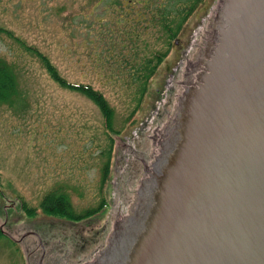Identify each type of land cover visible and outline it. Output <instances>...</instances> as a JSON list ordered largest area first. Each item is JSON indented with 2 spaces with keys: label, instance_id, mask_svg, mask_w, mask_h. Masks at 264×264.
<instances>
[{
  "label": "rangeland",
  "instance_id": "rangeland-1",
  "mask_svg": "<svg viewBox=\"0 0 264 264\" xmlns=\"http://www.w3.org/2000/svg\"><path fill=\"white\" fill-rule=\"evenodd\" d=\"M195 1L200 9L191 29L172 45L174 62L162 63L131 125L133 120H125L137 103V85L126 74L112 77L121 68L109 51L127 44L132 28L143 39L140 56L166 50L152 6L169 5L168 0H0V59L16 77L14 93L0 101V264L38 263L41 252L31 253L30 247L37 244L17 239L30 230L54 237L53 256L61 263L86 264L106 248L120 220L133 215L144 176L140 158L151 163L166 113L178 111L184 61L196 59L197 47L205 45L196 25H209L206 16L218 0ZM135 44L139 49V40ZM41 56L61 79L104 95L116 114L113 131L105 130L98 107L81 89L73 92L49 77ZM104 172L106 185L99 192ZM54 191L69 194L78 212L104 206L73 224L40 208ZM49 260L46 255L44 262Z\"/></svg>",
  "mask_w": 264,
  "mask_h": 264
},
{
  "label": "water",
  "instance_id": "water-1",
  "mask_svg": "<svg viewBox=\"0 0 264 264\" xmlns=\"http://www.w3.org/2000/svg\"><path fill=\"white\" fill-rule=\"evenodd\" d=\"M222 1L133 215L86 264H264V0Z\"/></svg>",
  "mask_w": 264,
  "mask_h": 264
},
{
  "label": "flooded vegetation",
  "instance_id": "flooded-vegetation-1",
  "mask_svg": "<svg viewBox=\"0 0 264 264\" xmlns=\"http://www.w3.org/2000/svg\"><path fill=\"white\" fill-rule=\"evenodd\" d=\"M166 1V0H165ZM223 1L222 0H218L214 9L209 13V16L207 15V23L209 24L207 27H203L201 26L200 23H197L196 28L198 29L197 33L198 35H204V36H208L210 31H211V27L214 21V17L218 12V8L221 6V3ZM165 3V2H164ZM162 3L159 7H153L152 9H154V12L152 14L153 16V20L156 23V28H160L161 33L159 36H165V35H171V34H178L179 36L183 35L184 32H186L187 30L191 29V24L194 23V19H195V14L198 12V10L200 8H196L193 11H191L189 13V11L191 10V6H192V0H168L167 3H170L169 5H166ZM189 13V14H188ZM143 20H146V18H144ZM121 22V21H119ZM165 25H168V27H165ZM147 27V26H144ZM148 28V27H147ZM208 29V30H207ZM119 31V30H118ZM129 32H131L130 34L127 35V37H125V41H127V44H122L120 46V50L122 51H126V53L124 54L123 52H121L120 50H115L112 51L110 50V56L114 61H118V64L116 67H120L121 69H118V72H114L112 70V77L115 78H119L121 79V76L123 74L129 75V78L131 80H133L134 82H137L138 79L142 78V69L144 68L145 62H147V58L155 55L158 57H163V61L162 63L169 59V61L171 62V64L174 62L172 55L171 54V50H172V45L176 44V39L173 40L172 44L170 47H168L166 50H164L163 52H161L160 50H155V49H150L149 50V54L147 55V57L144 58L143 54H141V56L138 54V50L142 53V49H141V42H143V39H139V33H136L134 31V28L129 29ZM121 31H119L120 34ZM121 34L123 35V31L121 32ZM157 35V34H155ZM139 40V49H138V45L135 44V42H137ZM118 42V41H117ZM115 48V46H109V48ZM199 50L198 55L196 56L195 61H193V59L190 58H186L184 61V65H183V70L181 73V78L179 81H177V85L180 87V89L184 86V84L186 82L191 81L192 79V68L193 66H196V63L198 61L199 55L201 54L202 50H203V46L202 48H199V46L197 47ZM115 63V62H114ZM161 63V65H162ZM110 65V64H109ZM151 66H155V62H151L150 63ZM160 65V66H161ZM160 66H158L157 69V73L159 71ZM157 73L153 76L152 79H154L157 75ZM151 79V82H152ZM156 92H160V90L157 88ZM182 94V90L181 93L179 91V93L175 94V98L180 99V96ZM135 96L136 98L139 97V94H137L135 92ZM140 101H142L141 103H138V107L134 108L132 110V112L130 113V115L127 117V120H125V122H128L130 120H133V122L131 123V125L134 124V116L139 113L142 110V104L144 102V98L140 99ZM115 112H114V117H115ZM174 115L171 116V113H166L165 115V119L166 122L163 124V126L165 127V131L171 127L172 125V121L174 119ZM102 124H103V118H102ZM159 126V125H158ZM113 128L115 129V124L113 125ZM159 130V128L156 126L153 131L157 132ZM131 155H133L134 157L138 158V153L136 152V150H133L132 148L130 149L129 152ZM145 156L142 155V158H140V162L142 163L143 167H146V163L144 161ZM104 179V180H103ZM106 185V177H101V181H100V187H99V192H102L105 188ZM55 196L54 197H52ZM51 197L53 200L55 199L56 201H59L61 199V201L63 202V204H65V208L64 211L65 212H73L74 215L77 217L79 214L88 212V211H98V210H102L103 206L102 204L98 205L97 207L88 209V210H82L81 212H78L77 210L74 209V205L71 202V199L69 197V194H63L60 193L58 194L57 192H49L47 193L44 197ZM103 199H101L102 202ZM104 201V200H103ZM49 206H47L48 209L54 210L57 209L58 205L56 203H48ZM60 209V208H59ZM77 219H73L72 222L73 224H75L76 222H81L80 221H76ZM25 238H30V240L32 239V244H37V246L34 245H30V247L32 248V252H37L40 250L41 252V256L39 258V261L37 264H46V261L44 262V259L46 258V255L49 257V259H55L54 258V253L52 252V242H54L55 240L54 237L52 236H47V237H43L42 234L38 233L37 231L34 230H30L28 232H26V236H22V237H17L18 240L22 241V239ZM59 239V238H57ZM59 241V240H57ZM61 242V240H60ZM67 244V242H66ZM34 247V249H33ZM30 248V249H31ZM71 250V249H70ZM102 251V250H101ZM99 251V252H101ZM98 252V253H99ZM97 253V254H98ZM68 253H64V257L66 258ZM72 255L68 258V260L72 259ZM55 264H57V261L55 262Z\"/></svg>",
  "mask_w": 264,
  "mask_h": 264
},
{
  "label": "trees",
  "instance_id": "trees-1",
  "mask_svg": "<svg viewBox=\"0 0 264 264\" xmlns=\"http://www.w3.org/2000/svg\"><path fill=\"white\" fill-rule=\"evenodd\" d=\"M199 2L200 1H197V2L195 1L194 3H192L191 10L189 11V13L191 11H193L194 9H196V7H198ZM165 27H168V25H165ZM177 36H179V35L178 34H174V35L171 34V35H165V36H161V37H164V39L166 41V45L168 47H170L173 40ZM29 51H30V49H29ZM162 61H163V57H158L155 55L147 58V62H145L144 68L142 69V71H143L142 78L138 79L137 82H135V84L137 85L135 92L137 94H139V97L136 98L137 103L134 106L135 108L138 107V103L142 102V101H140V99L145 98L146 95L148 94V87H149V84H151V79L157 73L158 66L161 65ZM41 62L44 64V66H45V68L49 74V77L53 81H55L57 83H61L64 88H67V89L70 88V90L73 92H74L73 89H75V88L81 89L83 92L81 94L88 96L95 103V105L98 107L100 113L102 114L105 130L113 131V129H114L113 128V125H114V109L111 108V106L106 101L104 95L100 91L94 89L92 86L91 87L85 86L83 84L72 85V83L65 81L64 79L60 78L59 74L56 72V70L51 65V63H49V61L46 60V57L42 58V56H41ZM151 62H155V66H151L150 65ZM7 66L8 65L6 64V62L0 59V101L1 102L7 100V98L10 97V95L14 93V89H15L16 77H15L14 73H11V71L9 70V68ZM103 177H105V172L103 174ZM0 183H1V181H0ZM1 193H2V191L0 189V195H1ZM52 197L55 198V196H53V195H52ZM53 202L58 205L57 209H54V210L48 209L47 208V206H49L48 203H53ZM40 208L42 209L43 212L49 213L51 215L65 217L69 220L77 219L76 221H80L81 217L87 216L89 214L88 212H93L92 214H95L97 212V210L96 211H88V212H85V213L78 215L81 217H78V216L76 217L73 212H65L64 211L65 204H63L61 199L59 201H56L55 199L53 200L51 197H48V196L43 198ZM26 209H27V207H26ZM24 210H25V208H24ZM34 211H35V209L32 210V212H34ZM34 214H37V212L35 211ZM92 214H90V215H92ZM2 235H3V231H2V228L0 227V237Z\"/></svg>",
  "mask_w": 264,
  "mask_h": 264
}]
</instances>
